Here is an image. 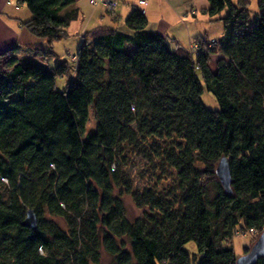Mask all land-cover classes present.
<instances>
[{"label": "trees", "instance_id": "obj_1", "mask_svg": "<svg viewBox=\"0 0 264 264\" xmlns=\"http://www.w3.org/2000/svg\"><path fill=\"white\" fill-rule=\"evenodd\" d=\"M72 1L17 0L47 45L74 20L60 14ZM207 1L210 15L226 10L225 30L195 51L169 49L133 7L126 32L84 34L73 63L46 69L0 52V264H101V250L113 264H235L233 232L263 230V0L253 16L243 0ZM204 89L219 109L204 106ZM136 158L168 187L137 185ZM220 158L229 192L214 173ZM126 195L139 218L126 219ZM28 209L35 230L22 225Z\"/></svg>", "mask_w": 264, "mask_h": 264}, {"label": "crops", "instance_id": "obj_2", "mask_svg": "<svg viewBox=\"0 0 264 264\" xmlns=\"http://www.w3.org/2000/svg\"><path fill=\"white\" fill-rule=\"evenodd\" d=\"M95 1V4H92L90 0H73V3L62 8L60 14L76 13L74 20L69 22L65 28V35L62 37H73V39L65 40V42L74 41V45L75 42L80 44L86 33L108 29L117 30V27L130 13L131 8L137 7L145 14L146 29L166 37L176 35L180 41H184L187 37V46L180 45L185 49L191 43L189 42L192 36L189 30V20H184V18L189 14L195 16L196 11L187 0H145L142 4L138 3L139 0H117L112 10L106 9L98 0ZM23 5L17 0H0V52L15 48L13 55L19 63L26 65L34 63L46 69L53 68L56 60H61L54 50V42L62 38L47 45L45 38L31 34L23 25L31 17ZM174 45L176 47L179 44L174 43ZM67 48L68 54H71L73 45L67 43ZM47 49L52 50L54 54L47 53Z\"/></svg>", "mask_w": 264, "mask_h": 264}, {"label": "rangeland", "instance_id": "obj_3", "mask_svg": "<svg viewBox=\"0 0 264 264\" xmlns=\"http://www.w3.org/2000/svg\"><path fill=\"white\" fill-rule=\"evenodd\" d=\"M246 3V6L248 7L251 16H253L254 14L258 13L260 11L259 9V5L258 0H243ZM187 2L189 4H191L192 8L195 9L196 14L195 16H191L190 14L186 16V18H184V20H189V25H190V29L192 36L189 38V42H191L190 44H194L197 43L198 40L202 39L205 42H209V40H213V39H217L220 38V36L224 33V28H223V23L222 20L220 19L222 16L225 15L226 10L223 9L221 10L218 14L215 15H210L209 13H207V9H208V1L207 0H187ZM231 2L233 4H237L239 2V0H231ZM263 5H264V0H263ZM23 8H26L23 5ZM118 31H123L125 32V30L127 31L124 22H122V24H120L117 27ZM148 30V29H147ZM69 38V39H68ZM164 43H166L167 47L169 49H174L175 45L174 43H178L179 45H182L184 47L187 46V37H185V40L180 41L178 39V36H174V37H166L164 35ZM73 37H64L62 39H60L59 41H55L54 42V50L56 52V54H58V58H60L61 60H68L70 63L75 60V58L72 57V55L75 53L78 44L75 42V45L73 44L74 41H66L65 40H72ZM67 43L72 46L73 45V50L72 52H70L71 54H68L69 50H67ZM51 59H53L54 57H50ZM55 82H56V87L58 89H63L64 85H65V81L63 80V78L61 77H56L55 78ZM202 102L204 104V106L210 110L212 109H219L218 108V103L215 99V97H213V95H211L210 92H208L207 90H203L201 95H200ZM87 125L85 126V132L90 133L92 131L95 130V119H94V115L92 113V111H89V117H88V121L86 123ZM143 163L142 160H139L138 158H136L134 160V162H132V164L129 166L131 168H129L131 174L133 175V177L136 179V183L137 185H142V184H148V181L150 180L151 182H156V189H162V188H167L168 185L170 184V178L168 177H163V175L161 176V178L159 179H152L149 178L154 170L153 167L148 166V168L143 169ZM137 172H142V174L144 175L143 178H141L140 174H138ZM156 174H160L158 171L156 172ZM137 177V178H136ZM122 201H123V205H124V212H125V217L126 219L129 220H133V219H137L142 215V208H137L134 201L131 200L129 195L126 196H122ZM51 221L56 222V224L59 227L65 228L64 226V221L62 218H53V217H48ZM260 232H257L256 230L251 231L250 233H246V234H241L238 236H233V238L231 239L232 241V245H233V250L234 252L238 255L241 256V254H243L242 251V247L243 246H251L252 243L255 241L256 237L258 236ZM184 250H187L189 253H195V245L192 242H186L185 246L183 247ZM100 258H101V264H113V260L112 258H110L108 255H106V253L101 250L100 251Z\"/></svg>", "mask_w": 264, "mask_h": 264}, {"label": "water", "instance_id": "obj_4", "mask_svg": "<svg viewBox=\"0 0 264 264\" xmlns=\"http://www.w3.org/2000/svg\"><path fill=\"white\" fill-rule=\"evenodd\" d=\"M214 170L215 175L218 178L220 185L224 188L226 192H229V182H230V174H229V163L225 158H220ZM24 227H29L32 230L36 229V216L33 211L28 209L25 213V219L22 222ZM264 256V228L258 234L255 241L246 251V253L241 254L235 260V264H254V262Z\"/></svg>", "mask_w": 264, "mask_h": 264}, {"label": "built area", "instance_id": "obj_5", "mask_svg": "<svg viewBox=\"0 0 264 264\" xmlns=\"http://www.w3.org/2000/svg\"><path fill=\"white\" fill-rule=\"evenodd\" d=\"M92 4H95V0H90ZM101 4H103L106 9H109V10H112L114 9L115 5H116V1L117 0H98ZM145 0H139L138 3L139 4H142L144 3ZM214 44V43H209L207 46H205L206 48H210V46ZM189 49L192 50V51H195L197 48H196V45L195 44H189ZM74 58V56H72ZM251 231H254V229H251L249 231H243V230H235L233 232V236H238L241 234H246V233H250Z\"/></svg>", "mask_w": 264, "mask_h": 264}]
</instances>
